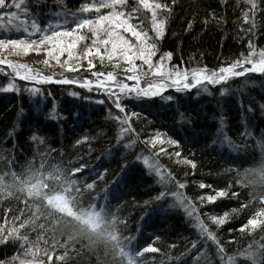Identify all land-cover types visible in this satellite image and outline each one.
Masks as SVG:
<instances>
[{"label": "snow or ice", "instance_id": "obj_1", "mask_svg": "<svg viewBox=\"0 0 264 264\" xmlns=\"http://www.w3.org/2000/svg\"><path fill=\"white\" fill-rule=\"evenodd\" d=\"M31 2L39 6L44 0ZM55 2V12L33 13L29 0H0V34H3L0 54L42 51L45 66L52 67L50 60L55 61L65 71L77 75L65 76L63 72L59 76L54 72L45 74L31 64L0 55V66L10 70L0 67V74L6 79L0 86V92L18 94L21 90L18 79L25 82L24 91L33 97L43 95V90L36 85L49 83L75 85L89 93L100 94L101 98L95 99V103L106 106L107 118L114 123L115 147L132 154L145 174L152 176L154 183L160 186L155 195L144 201L145 207L150 201H168L169 208L181 210L192 222L199 239L191 241L177 259L188 258L191 264H264V130L256 136L246 121L241 138L253 143L237 145L225 134L223 117H220L217 138L222 146L227 145L237 152L251 147L259 153V159L242 171L235 163L237 157H233L229 165L228 172L235 171L239 177L236 185L250 189L248 199L240 200L239 193L231 191V181L228 187L217 188L201 180L198 187L208 191L195 198L188 196L184 191L188 181L178 179L160 159L161 155L175 156L177 163L195 169L196 162L181 155L182 141L160 128L150 129L148 135L142 136L143 129L137 131L134 127V121L151 123L148 119L151 114L149 101L154 103L153 98L159 97L169 106L176 101V97L166 94L169 89L176 93L194 88L208 92L210 86L218 85L220 94L224 95L231 91L230 80L243 78V88L255 84L253 74L264 78V46H258L251 38L259 26L258 14L264 13L261 6L264 0H243L245 7L239 19L247 25L240 28L248 37L247 51L212 69L206 65L183 67V61L181 65H173L170 63L171 51L160 53L158 43L165 35L167 19L176 0H132L131 3L129 0H83L75 10H69L64 0ZM210 15L218 24L222 22L216 13ZM41 16L46 19L43 24L40 23ZM204 23L207 24L208 20L205 19ZM191 24L189 21L185 31ZM80 42H85L84 47L79 52L74 51ZM81 59L86 61L90 76L79 75ZM94 59L99 60L101 66L105 59L113 62V70L97 71ZM121 62L127 67L120 68ZM51 95L48 92V96ZM69 95L80 97L81 94L70 90ZM83 99L91 98L86 95ZM144 105H148L147 108ZM241 108H244L243 101ZM258 108L264 116V103ZM254 111L249 104L246 112L252 114ZM177 115L182 127L190 123L183 113L177 112ZM45 119L59 123L67 117L57 110L53 101ZM14 132L15 128L9 130L5 143L14 137ZM27 139L35 150L19 170L14 166L16 157L4 155L7 149L0 148V160L6 161L5 170L0 171V201L16 200L22 205L3 210L0 245L11 244L16 251L0 259V264H46V261L47 264H73V254L84 251L95 254L96 264H145L144 253L161 251L152 243L138 247L134 243L136 237L131 233L125 234L126 228L120 227L124 221L119 205L114 207L109 202L107 185L99 193L95 192L96 181L103 180L107 169L89 174L94 178L85 179L77 176L86 167L82 162L71 167H66L62 160L51 163L53 153L62 150L52 148L45 135L29 129ZM90 139L92 137L85 134L76 139L75 144L88 143ZM140 145L143 147L135 151ZM168 147L173 151L168 152ZM105 155H111V151L105 150ZM127 166V161L121 164L122 169ZM226 197L240 200L239 207L222 214L201 211L204 201L211 204ZM245 209H250V213L236 231L252 235L253 239L243 248L238 247L229 253L217 230L234 214L238 215ZM228 231L234 230L230 228ZM256 232L260 233L258 239ZM57 249H60L58 254ZM151 259L155 264V258ZM167 260L171 261L172 257L168 256ZM160 264H165L164 259Z\"/></svg>", "mask_w": 264, "mask_h": 264}, {"label": "trees", "instance_id": "obj_2", "mask_svg": "<svg viewBox=\"0 0 264 264\" xmlns=\"http://www.w3.org/2000/svg\"><path fill=\"white\" fill-rule=\"evenodd\" d=\"M82 2L83 0H64L69 10H75ZM261 6L264 7V4ZM29 7L33 13L57 10L55 0H44L39 6L29 0ZM244 7L243 0H176L167 19L165 35L158 43L160 53L171 51L173 57L170 63L181 65L183 61V67L206 65L212 69L218 67L221 62L226 63L234 59L247 51L248 37L240 31L241 26L246 28L247 25L239 19ZM210 13H216L222 18V22L218 24ZM205 19L208 20L207 24L204 23ZM258 19L259 26L251 38L258 46H264V13L258 14ZM189 21H192L191 27L185 31ZM45 22L46 19L41 16L40 23ZM145 24H148L146 13ZM2 36L3 34H0V38ZM79 44L81 50L85 42ZM138 62L140 63L139 60ZM96 70L102 71V67L97 64ZM79 75L90 76V70L80 69ZM253 79L254 85L249 84L243 88H241L243 78L230 80L231 91L224 95L220 94L218 85L210 86L208 92L194 88L185 93H176L169 89L166 94L176 97L175 102L169 106L166 101L155 97L154 103L149 101L151 114L148 119L151 123L145 120L134 121L137 131L143 129L142 136L148 135L150 129L160 128L182 141L181 155L194 160L197 165L195 169L190 165L177 163L178 158L175 156L161 155L160 159L178 179L188 181L184 189L188 196L195 198L208 191L198 187L201 180L217 188H226L231 181V191L238 192L240 200L248 199L250 189L236 185L235 181L239 177L235 171L229 173L228 168L232 164V158L237 157L235 163L242 171L248 164L259 159L258 150L248 147L243 151H233L227 145L222 146L217 137L221 116L225 134L237 145L253 143L251 140L245 141L241 138L246 121L256 136L264 130V116L258 108L259 104L264 103V78H257L253 74ZM5 82L4 75L0 74V86ZM17 83L21 85L18 94L0 92V148L7 149L4 155L16 157L14 162L16 170L33 156L35 149L27 137L29 129H34L47 137L52 148L62 150L53 153L54 159L51 163L62 160L66 167H71L82 162L86 167L81 173H77V176L85 179L94 178L89 174L107 169L103 180L96 181L95 192L99 193L105 185L108 186L109 202L114 207L119 205V213L124 221L120 227L126 228V235L131 233L136 237L134 242L136 246L143 247L152 243L161 250L158 253H144L145 264H153L151 258H155V264H160L161 259H164L165 264H191L188 258L177 259L191 241L199 239L191 220L186 218L181 210L169 208L168 201H150L145 207L144 201L155 195L160 186L154 183L152 176L145 174L141 164L134 161L132 154L124 153L115 147L114 123L107 118L106 106L95 103V99L101 98L100 94L89 93L75 85L49 83L36 85L43 90V95L33 97L24 91L25 82L17 79ZM70 90L80 92V97L69 95ZM48 92L52 95L48 96ZM86 95L91 99L84 100L83 97ZM53 101L57 110L67 117L65 121L58 123L45 119ZM249 104L255 109L252 114L246 112ZM147 106L144 105L145 108ZM177 112L183 113L190 120L187 126H181ZM73 113L76 115L73 116ZM13 128L14 137L5 143V137ZM85 134L92 139L88 143L76 145L75 140ZM214 141L216 142L213 143ZM140 147L143 145L137 147L135 151H139ZM40 150L43 151L44 148ZM105 150H110L111 155H105ZM172 151L173 149L170 150ZM36 160L39 163V157ZM125 161L128 166L122 169L121 164ZM5 168L6 161L0 160V171H4ZM240 200L226 197L211 204L204 201L201 211L222 214L229 209L238 208ZM87 202L88 200H85V203ZM17 207L22 205L16 200L0 201V222L4 220L5 208ZM249 213L250 209H245L238 215L234 214L217 230L227 252L231 253L238 247L243 248L253 239L252 235L236 231ZM11 215L10 212L9 216ZM230 228L234 231L229 232ZM259 235V232L255 233L257 239ZM157 237L159 239H156ZM229 240L232 242L226 243ZM15 251L16 248L11 244L0 245V259L11 256ZM59 252L60 249H57V254ZM73 256V264H96L94 253L84 251ZM168 256L172 257L171 261L167 260ZM44 259L46 261V258Z\"/></svg>", "mask_w": 264, "mask_h": 264}, {"label": "rangeland", "instance_id": "obj_3", "mask_svg": "<svg viewBox=\"0 0 264 264\" xmlns=\"http://www.w3.org/2000/svg\"><path fill=\"white\" fill-rule=\"evenodd\" d=\"M81 50L79 47H77V49H75L74 51L79 52ZM0 55H4V56H6L7 59H11V60H14V61L19 62V63L31 64L34 68L43 70V72L45 74H50V73L54 72L57 74V76H59V74L61 72H63L65 76H76L74 73L67 72L64 69H62L59 65H57L55 63V61L50 60V64L52 65V67L45 66L43 64V60L45 59V54L42 51L40 53H36V52H29L27 54L21 53L20 55H15V54H12V55L0 54ZM61 59L63 60L64 57L62 56ZM93 62L95 65L99 64L101 66L99 60L94 59ZM73 63H75V61H73ZM136 63H139L138 60ZM80 64L82 65L81 69H87V63L85 60L81 59ZM0 67H5L6 71H10L9 69L6 68V66H0ZM101 67H102L103 72L112 71L113 70V62H109L107 59H105L103 65ZM126 67H127V65H125V64H123V62H121L120 68H126ZM117 71H119V69H117ZM129 83H131V82H129ZM171 149H172V147L167 148V150L169 152Z\"/></svg>", "mask_w": 264, "mask_h": 264}]
</instances>
